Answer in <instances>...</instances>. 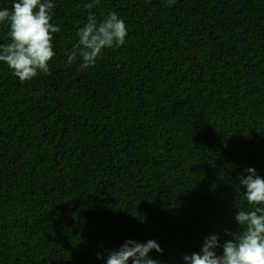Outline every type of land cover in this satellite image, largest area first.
<instances>
[{"label":"trees","instance_id":"16d2710c","mask_svg":"<svg viewBox=\"0 0 264 264\" xmlns=\"http://www.w3.org/2000/svg\"><path fill=\"white\" fill-rule=\"evenodd\" d=\"M51 2L50 74L21 83L0 62V264H105L127 240L184 264L240 231L239 178H264V0ZM109 12L124 45L69 64Z\"/></svg>","mask_w":264,"mask_h":264},{"label":"clouds","instance_id":"9594fccd","mask_svg":"<svg viewBox=\"0 0 264 264\" xmlns=\"http://www.w3.org/2000/svg\"><path fill=\"white\" fill-rule=\"evenodd\" d=\"M174 5L176 0H167ZM51 0H13L11 9H0V24H7L9 42L0 45V62L12 71L21 83L41 74H50V62L55 57L54 34L61 29L53 24ZM86 8L93 4L85 5ZM78 43L68 54V63L80 60L81 70L94 67L106 49L121 47L128 35L127 26L116 12H109L103 20L89 14L87 22L77 31ZM239 178L245 191L247 209H239L235 220L237 233L225 232L230 237L222 244L218 235L205 237L200 252L185 254L184 264H264V178L254 168L245 170ZM220 250V254H218ZM163 254L155 240L139 243L127 240L116 250L97 253L105 264H159L150 253Z\"/></svg>","mask_w":264,"mask_h":264}]
</instances>
